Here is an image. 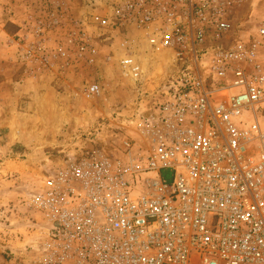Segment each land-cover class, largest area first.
Returning <instances> with one entry per match:
<instances>
[{
    "label": "built area",
    "instance_id": "built-area-1",
    "mask_svg": "<svg viewBox=\"0 0 264 264\" xmlns=\"http://www.w3.org/2000/svg\"><path fill=\"white\" fill-rule=\"evenodd\" d=\"M242 1L118 0L109 15L69 19L64 40L57 6L44 0L22 19L10 42L33 74L108 64L98 46H113L114 31L135 87L140 54L169 55L166 76L140 96L153 102L128 121L137 140L126 133L106 153L84 147L98 128L73 137L27 199L42 222L36 264H264V18L235 28ZM77 91L90 99L102 87Z\"/></svg>",
    "mask_w": 264,
    "mask_h": 264
},
{
    "label": "rangeland",
    "instance_id": "rangeland-1",
    "mask_svg": "<svg viewBox=\"0 0 264 264\" xmlns=\"http://www.w3.org/2000/svg\"><path fill=\"white\" fill-rule=\"evenodd\" d=\"M43 2L14 0L10 5L9 0H3L4 9L2 13L0 10V14L4 20L16 15L24 19L43 11ZM262 18L264 0H243L233 10L232 23L235 28L248 33ZM4 28L9 36H13L15 28L10 21L4 23ZM98 51L99 59L111 52L112 61L105 65L99 60L97 77L89 73L80 75L82 82L95 78L102 84L104 93L98 100L90 101L79 96L74 102L63 103L58 94L60 90L55 88V92L47 96L49 104L37 106L34 117L25 112L24 106H17L18 111L23 113L19 112L13 121V145L7 144V130L0 128V264H36L42 222L39 215L27 207L26 201L38 191L43 177L56 167L63 156L73 152V137L93 127L98 128L91 143H86L84 147L94 146L106 153H114L110 146L117 147L118 140L126 133L137 140V132L128 121L137 115L139 107L135 92L138 90L127 88L124 85L126 80L117 70V60L122 54L119 38H115L113 46L100 44ZM168 56L156 58L155 63L154 57L142 60L143 63L154 64L155 69L150 68L145 75L150 79L143 86L144 91L140 92L147 90L150 94L160 84L167 74L165 65ZM140 57L143 59L142 54ZM153 100L150 98L141 110L151 105ZM17 134L22 135L23 143L18 141ZM69 144L71 147H66Z\"/></svg>",
    "mask_w": 264,
    "mask_h": 264
},
{
    "label": "crops",
    "instance_id": "crops-1",
    "mask_svg": "<svg viewBox=\"0 0 264 264\" xmlns=\"http://www.w3.org/2000/svg\"><path fill=\"white\" fill-rule=\"evenodd\" d=\"M13 1L14 0H9L10 5L13 3ZM116 1L118 0H99V6H97L95 9H92L85 4V0H45V2L50 3L51 7L57 6L60 10V13L56 14L57 18L55 19L59 23V29L57 30L56 35L60 36L59 40L65 39V32L70 26L69 19L83 18L84 16L86 17V14L95 12L101 15H109L110 9L107 4ZM2 2L3 0H0L1 13L2 9H4ZM17 16L18 15L9 17L7 20H4L2 19L3 17L0 14V128L3 127L7 130V133H5V137L8 139L7 144L10 146L14 143V134L12 133L13 121L16 115L19 114V112L23 113L21 111H18L17 106H24L25 112L29 116L34 117L37 111V106L49 104L50 101L47 96L54 93L55 88L57 90H60L58 94L60 95L59 98L61 99V101L63 103H69L74 102L76 101L75 99L79 98V96L76 95V92H78V88L84 85V83L86 82H91L102 87L101 94L96 97L90 98V101L98 100L104 93V87L100 82L95 80V78H92L93 80L90 79L89 81L86 80L85 82H82V79L80 77V75H82L81 73H89L92 77H95L97 75L99 65L102 61H98L97 64L91 68H84L82 66H77L74 64L65 66L63 69L55 68V70L53 71L49 70L35 74L32 73V70L25 69L19 62H17L15 58V46L10 42L12 36H9L4 28V23L6 21H10V23H12L15 28V30H13V33L18 34V32H20L19 26L23 17ZM61 26L64 27L62 28ZM116 32L118 31H114L111 36L114 39L118 37L116 36V34H118ZM132 32L133 29H129L128 32L123 33L120 37L123 38L125 36H130ZM138 34L139 36H143L141 32H138ZM53 38L57 39V37L55 36ZM147 56L148 55L143 54L142 58L145 59L147 58ZM153 63H155V61ZM145 64L147 66L145 75L147 76V72L150 70V68L151 70H154L155 68L154 64L152 63ZM117 70L122 77V73L119 67L117 68ZM144 77L145 76H143L142 81L143 85L140 88H137L139 86L135 87L134 83L131 80L122 77L126 80V82H124V85L127 88H131L135 91L138 90L135 92V101H137L136 105L138 104L137 107H143L147 103L146 101H144V98L140 97L143 93L140 91H144L145 87L143 89V86L147 84V79L149 78ZM54 80H56V82ZM68 86H70V89H72L73 91L68 89ZM145 92L148 91L146 90ZM15 136L20 142L24 140L22 138V135L17 134ZM15 143H17V140L15 141Z\"/></svg>",
    "mask_w": 264,
    "mask_h": 264
}]
</instances>
